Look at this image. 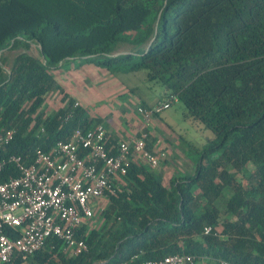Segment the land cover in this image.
<instances>
[{"label":"trees","instance_id":"16d2710c","mask_svg":"<svg viewBox=\"0 0 264 264\" xmlns=\"http://www.w3.org/2000/svg\"><path fill=\"white\" fill-rule=\"evenodd\" d=\"M5 51L17 52L10 65ZM85 68L124 85L138 77L128 86L139 100L135 114L175 99L185 120L211 135L193 148L192 172L167 185L132 156L116 193L76 232L85 252L73 255L54 240L10 264H141L183 255L194 264H264V0H0V133L13 132L0 158L31 160L35 149L47 153L97 124L109 146L125 140L60 84L63 74ZM54 93L60 105L46 113ZM143 131L153 152L155 139L148 126ZM9 176L17 173L6 166L0 181Z\"/></svg>","mask_w":264,"mask_h":264},{"label":"built area","instance_id":"2783aa9c","mask_svg":"<svg viewBox=\"0 0 264 264\" xmlns=\"http://www.w3.org/2000/svg\"><path fill=\"white\" fill-rule=\"evenodd\" d=\"M171 101L175 99L158 102L148 111L138 108L143 118L139 135L114 146L108 145L104 126L97 124L74 130L70 141L56 142L47 153L35 149L31 160L15 155L0 158V175L6 166L17 173L0 181V264L25 260L54 240H60L73 255L85 252L87 246L77 239L76 232L116 193L131 157L140 158L153 169L159 166V153L145 147L149 136L143 129L151 116L167 110ZM12 140V131L1 132L0 148ZM210 232V227L204 228V234ZM141 264H194V259L167 256Z\"/></svg>","mask_w":264,"mask_h":264},{"label":"rangeland","instance_id":"374dc122","mask_svg":"<svg viewBox=\"0 0 264 264\" xmlns=\"http://www.w3.org/2000/svg\"><path fill=\"white\" fill-rule=\"evenodd\" d=\"M6 64L10 65L16 51H5ZM138 77H130L128 84L109 74L99 73L85 68L75 73H65L59 82L79 106L85 107L92 115L107 116L109 125L119 131L134 133L141 115L134 113L139 100L130 95L128 86H133ZM155 97L162 94V88L153 89ZM60 95L54 93L45 103V112L49 113L60 105ZM126 106L127 114L121 107ZM185 108L181 103H174L165 111L151 116L148 129L156 137L155 149L160 155L156 171L163 175L164 184L169 179L191 173L197 158L193 148L200 149L210 137L211 132L197 130L184 118ZM133 136V135H132ZM131 136V137H132ZM106 205V202L103 203Z\"/></svg>","mask_w":264,"mask_h":264},{"label":"crops","instance_id":"0c3cea01","mask_svg":"<svg viewBox=\"0 0 264 264\" xmlns=\"http://www.w3.org/2000/svg\"><path fill=\"white\" fill-rule=\"evenodd\" d=\"M108 124H109V122H108ZM142 125H143V122L141 120L139 122H137L136 129H135L134 133L132 134L133 136L136 135L137 133H139V131H141ZM108 130L110 132L116 133L115 131L117 129H114V128H112L109 125ZM119 132H120V134H118V133H116V134H118L122 140L127 139V138H130L132 136L131 133H126L125 131H119ZM149 134H150V139H152V138L155 139V143H156V137L150 131H149ZM155 143L153 144V147H152V149L154 151L156 150L155 149Z\"/></svg>","mask_w":264,"mask_h":264}]
</instances>
